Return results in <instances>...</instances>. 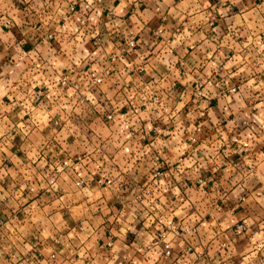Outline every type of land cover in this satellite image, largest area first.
<instances>
[{
    "label": "crops",
    "instance_id": "0c3cea01",
    "mask_svg": "<svg viewBox=\"0 0 264 264\" xmlns=\"http://www.w3.org/2000/svg\"><path fill=\"white\" fill-rule=\"evenodd\" d=\"M65 1L76 2L77 12L64 22ZM65 1L0 0L3 105L7 115L13 100L24 97L23 107L8 118L18 129L35 121L29 135L12 133L0 152V264H16L17 255L22 264H264V11L252 15L264 0H245L243 7L232 0ZM130 40L133 49L126 47ZM102 66L108 73L91 95L115 113L106 121L97 112L87 122L86 138L76 122L86 119L81 109L89 111V93L75 102L69 92L58 94L53 82L67 74L85 84L86 74ZM24 81L47 84L51 92L42 103L27 105ZM196 90L208 100H195ZM153 95L159 96L157 115L162 110L174 118L153 121L159 134L145 125L147 139L133 144L126 159L119 126L132 112V122L143 119L148 108L131 103ZM195 121L202 133L193 149L184 142ZM109 129L104 149L113 167L101 157V169L85 145L89 139L95 145V136L103 138ZM232 134H239L238 144L225 148L216 141ZM161 140L185 148L186 170L178 181L169 174L150 178L144 154ZM175 147L155 155L166 159ZM63 158L73 163L83 186H75L66 171L45 190ZM228 161L234 166L225 171ZM117 171L139 186L104 187L103 179ZM198 177L206 179L204 187L194 185ZM163 231L169 256L156 243Z\"/></svg>",
    "mask_w": 264,
    "mask_h": 264
},
{
    "label": "built area",
    "instance_id": "2783aa9c",
    "mask_svg": "<svg viewBox=\"0 0 264 264\" xmlns=\"http://www.w3.org/2000/svg\"><path fill=\"white\" fill-rule=\"evenodd\" d=\"M65 1V0H61ZM96 3H101L102 0H94ZM66 2V1H65ZM52 5L53 3L51 1H48L46 3V7L49 8V11H52ZM77 12V3L74 1H67L66 2V7H65V11L64 13L61 15V20L62 21H67L69 18H71V16L73 14H75ZM47 39L51 38V34H48L47 36H45ZM262 41L264 42V37H262ZM126 47L128 49H133L135 48V43L133 40H130L126 43ZM108 73V69L105 66H102V69L100 68H94L93 70H91L90 72H88L86 74V82L85 84H80L79 80L76 78H72L71 75H67V74H63L61 75L57 81H55L54 83V89H56L59 94L66 96L69 92L70 94V98L73 99L75 102H84L85 101V89L88 87L90 82H94L95 84V88L94 90L91 91H96L103 83L104 81V77L105 75ZM66 80L67 83H62L61 81ZM24 93H25V100H26V104L27 105H36L38 103H42L43 99L45 98V94L51 92V88L49 85H44L41 87H36V86H32L31 84H27L26 81H24ZM78 88L79 89V96L82 99H75L73 98V88ZM230 93H235L236 92V88H231L229 90ZM29 97H31V99H28ZM195 100L197 99H204V100H208V96L206 94H203L201 90H196L194 92V97ZM142 107L146 108V106H144V104H141ZM109 108V107H108ZM112 109L110 108V111H108L107 115H105L103 117L104 120L106 121H110L113 119V114L115 113ZM117 111V109H116ZM117 116L122 119L123 118V113L121 111H117ZM199 121V120H198ZM195 121V125L193 126V130L191 132L188 133V136L186 138V141L184 142L185 144H187L188 146H190L191 148H195L196 144L199 142V136L202 133V125L200 122ZM57 125V122L54 123V126ZM155 134H158L156 131H154ZM216 141H220V144L222 147H231L233 144H238L240 142V136L239 134H232L229 138L225 139V140H221L220 138H216ZM174 153L171 157H167L166 159H163L160 155H156L159 157V159L156 161L157 164L161 165L158 168H154L149 171L150 174V178L152 180L158 181L161 180L162 178L165 177L166 174H169L170 178L172 179V181H178L177 177H180L182 175V173L186 170L185 165H184V159H185V148L183 147V145H179L177 144V146L174 148ZM123 153L125 155H133V152L131 151L129 153V147L125 146L122 149ZM167 159H170L171 164L167 163ZM76 160H80L79 157L76 158ZM234 166V164L231 161H228V164L226 165L225 171H229L230 168ZM66 171H70L72 174V177H74L75 179H73V182L75 184V186L77 187H81L83 186V181L81 180V178H79L74 170V166L73 163H70L68 158H63L59 161V163L56 165L55 169H53L52 171V176L51 179L49 180L48 187L45 188V190L49 191L52 187V185L55 183L57 177L59 176V174H62ZM117 172H119V176H117ZM115 175H111L109 173V176H107L106 178L103 179V186L109 189H117V190H124L127 187H130L131 185H133V188L138 187L139 185L136 184L133 179H131L128 175L117 171ZM194 185H196V187H204L207 182L205 178H195L193 180ZM136 184V187H134V185ZM140 191V195L141 193H144L145 190H142L141 188L139 189ZM139 195H137L135 197L136 200H138ZM239 228H241V226H239ZM166 238V232H160L157 235V241L156 243L161 242L162 243V251H163V255L165 256H169L171 254V247L170 244L165 241ZM110 244H108L109 246Z\"/></svg>",
    "mask_w": 264,
    "mask_h": 264
},
{
    "label": "clouds",
    "instance_id": "9594fccd",
    "mask_svg": "<svg viewBox=\"0 0 264 264\" xmlns=\"http://www.w3.org/2000/svg\"><path fill=\"white\" fill-rule=\"evenodd\" d=\"M88 5L93 4V0H87ZM233 3L240 4L242 7L245 6V0H232ZM165 4H170L171 0H164ZM163 7V5H161ZM264 11V8H261L258 10L256 13L252 14L254 15L255 18H259L261 15V12ZM2 75V74H0ZM62 83H67L66 80L61 81ZM55 83V82H53ZM116 82H114L115 84ZM123 86V85H121ZM95 84L94 82H90L88 87L85 89L87 93H89L90 99L92 101L91 104L87 105L88 112L85 113L83 109H81V114L86 116V119L84 121L77 120V124L80 127L81 134H84L86 136V125L88 120H94L96 119V113L99 112L100 118L103 119L105 115H107L108 111H110V108H103L101 107V99L98 94L96 95H91V90H94ZM119 91V88L117 89ZM59 94V93H58ZM7 95V93L3 90H0V141H4V143L0 144V152H2L5 148L9 147V141L13 139L12 133L18 132L20 130H24L25 136L29 135L31 132V127L35 123V121H29L27 124L22 123L20 125V128L18 129L16 127V124L13 122L14 117H11L13 110L16 107H23L22 101L24 100V97H21L20 101L13 100V104L7 109V115H6V110L3 105L2 98ZM73 98L75 99H82L79 96V89L78 88H73ZM28 99H31L29 97ZM87 104V102H85ZM144 104L148 108V111L143 114V119L140 118V116H137V119L132 122L131 121V115H135V112H132L119 126V132L118 135L123 137L125 142L128 144L129 147V153L131 152L133 144H138L140 143L143 139H147V136L144 135V128L145 125L147 126L148 131H156L158 134L161 133V128L159 127H154L153 126V121L156 119H162L164 120L165 123H170V121L174 118L172 113L169 112L168 117L165 118L162 110L160 111L159 115H157V110L159 108V96L158 95H153L151 97H147L144 101H139L138 98L134 99L131 103V107L133 109H138L141 104ZM122 104L124 106L129 105V101L127 98L122 99ZM23 118V113H21V119ZM52 126V120L50 118L48 127ZM45 125L41 124L37 128V134H39L40 130L44 128ZM111 129H109L107 135L101 137V134H97L95 136V145H93L91 139H89V142L85 145L86 148L91 147V152H89L90 156L95 155L98 160L101 162V169L104 166L105 161L101 159V157H108V163L107 166L109 168H112L113 165L111 164V159L108 156V153L104 149V145L107 144L110 139H111ZM87 138V136H86ZM79 139V137H78ZM83 143V141H81ZM175 143L168 142L161 140L160 141V146L152 149H149V152L147 154H144V160L145 164L149 168H158L161 165L157 164L156 161L159 159L158 156L155 155V152H159L163 154V149L165 147H175ZM111 147V145H109ZM140 151L142 152L143 149L141 148ZM126 159H130V155L126 157ZM0 164H2V158H0ZM134 171V169H133ZM5 174H0V180L4 179ZM119 172H117V176H119ZM0 191H3L0 189ZM177 196L179 197V191L177 190ZM3 196H0V199H3ZM261 248H264V243L261 244ZM3 253L0 252V262L3 261ZM14 261L16 264H22V259L19 257V255L15 256Z\"/></svg>",
    "mask_w": 264,
    "mask_h": 264
}]
</instances>
